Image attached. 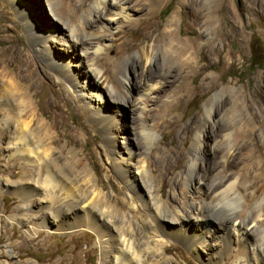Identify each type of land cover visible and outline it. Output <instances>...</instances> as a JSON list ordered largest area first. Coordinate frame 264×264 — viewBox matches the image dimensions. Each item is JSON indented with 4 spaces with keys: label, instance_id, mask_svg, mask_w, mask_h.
<instances>
[{
    "label": "bare ground",
    "instance_id": "obj_1",
    "mask_svg": "<svg viewBox=\"0 0 264 264\" xmlns=\"http://www.w3.org/2000/svg\"><path fill=\"white\" fill-rule=\"evenodd\" d=\"M9 1L16 5L18 15L30 31L35 52L55 68L60 66L69 86L80 89L88 105L84 112L103 133L106 144L112 146L118 134L126 135L128 142H124L128 146L123 151L112 152V160L117 174L130 187L127 199H141L146 212L143 219L137 221L133 215L122 213L117 203L114 208L102 205L101 200L108 198L103 187H99V177L88 157L82 156L83 149L69 151L67 144H61L59 114L50 122L40 114L34 99L40 80L35 79L32 58L15 49L12 54L16 65L13 66L8 58L12 48L9 46L0 49V136H4L0 138V151H9L8 163L18 157L27 161L30 170L20 176L18 183L29 205L36 199L42 200L44 208L55 212L58 231L82 225L93 228L99 236L103 262L108 257L113 264H156L161 258L173 262V257H166V250L173 246L172 240H176L201 260L203 252L210 250L204 259L206 264H264V130L258 127V114L243 102L234 114L243 115L242 108L249 111L246 129L216 132L213 129L219 127L220 118L224 119L225 115L221 107H215V99L222 90L229 89L225 86L219 89L212 79L203 78L197 88L211 95L204 104L205 113L196 115L184 130L182 144L188 147L180 148L177 144L171 147L167 142H161V150L155 147L162 127L169 130L180 127L178 119L167 115L179 110L182 91L192 87L179 84L173 93L174 100H162V97L175 85L176 72L192 68L194 77L199 73L198 67H194L193 55L198 37L193 40L180 37L175 28L178 18L172 15L158 35L155 33L159 27L149 24L146 42L136 45L131 53H128L130 47L122 44L120 54L126 55L120 60L114 80L112 73L106 75L108 68L97 63L109 64L108 53L104 60L99 58L105 50L108 34L92 37L86 26L106 31L121 19L131 25L134 10L144 11L164 0H115V9L109 6L111 0H98L88 7L86 0H80L77 6L74 0H63L65 8L61 10H67L71 19L66 50L73 46L72 54L51 48L57 30L47 23L44 30L38 27L28 11L30 8H26L28 3ZM197 1L205 0H189L193 27L202 22L201 13L195 7ZM108 14L110 17L106 16ZM114 15H120L119 19H114ZM117 25L121 29L119 32H124L122 26ZM129 38L126 33L127 41ZM172 39L177 41L175 45ZM77 49H81V53ZM89 57V69L100 77L90 84L91 88L81 81L73 66V59ZM132 59L138 61L130 63ZM135 65L141 69L137 94L127 78L130 67ZM63 82L60 79L58 83ZM80 86L82 88H78ZM105 86L119 99L117 106L98 101ZM160 100L162 103L157 104ZM131 102L135 116L134 126L129 128L118 116L122 103ZM210 127L213 132L209 131ZM72 134L78 135L73 131ZM241 163L243 167L240 168ZM158 172L161 176L159 187L155 184ZM168 186L171 191L167 195L164 188ZM36 192L41 193L39 198L33 197ZM115 198L120 199L117 195ZM131 204L133 209L138 207L133 201ZM20 219L22 223L27 222L24 216ZM41 221L43 226L49 227L45 218ZM215 226L221 229L217 236L219 242L211 244L209 238L214 237Z\"/></svg>",
    "mask_w": 264,
    "mask_h": 264
},
{
    "label": "rangeland",
    "instance_id": "obj_2",
    "mask_svg": "<svg viewBox=\"0 0 264 264\" xmlns=\"http://www.w3.org/2000/svg\"><path fill=\"white\" fill-rule=\"evenodd\" d=\"M24 1L28 3V6H25L27 9L30 8L28 11L38 27L40 26L44 30V25L47 23L52 24V28L57 30L54 40L51 41V48L56 49L57 52L72 54L75 50L73 46L66 50L71 19L67 10L65 12L61 10L63 6L65 8L63 0ZM96 1L98 0H86V7ZM111 1L109 6L115 9L116 6L113 3L115 0ZM74 3L77 6L80 4V0H74ZM195 7L200 11L202 18L201 25L196 27L191 25L192 6L189 0H164L160 5L149 7L144 11L134 10L130 17L131 25H128L126 20H118L120 15H114L113 18L119 22L111 24L106 31H101L97 27H85L92 37L108 34V39L104 43L105 50L99 58L104 60L108 57L105 54L108 53L110 66L109 64L104 66L101 61L97 63L105 69L108 68L106 75L109 76L112 73L113 80L116 78V70L121 58L126 55V53L120 54V47L122 44H126L130 47L128 53H131L136 45L146 42L144 40L149 24L159 27L155 33L158 35L160 30L168 24L170 17L176 15L178 19L175 28L178 35L191 40L198 37V46L193 55L194 67H198L199 73L194 77L192 68L176 72L178 74L175 85L162 97V100H167V98L174 100L173 93L179 84H188L192 87L191 90L182 91L179 110L172 115H167V117L174 116L178 119L180 127L173 130L162 127L159 130L161 135L155 147L160 150L162 149L161 142H167L171 147L175 144L180 148L188 147V145L182 144L184 130L190 126L191 120L196 115L202 116L205 113L204 104L211 95L197 88L203 78L212 79L219 89L224 86L229 89L222 90L215 99V107H221L220 110L224 112L225 116L224 119L220 118L219 127L209 128L210 132H213L212 129H216V132H225L229 128L244 131L247 127L249 111L242 108L243 115L235 116L234 114V110L241 107L243 102L249 105L252 112L258 114V127L260 130H264V0H205L204 2L197 1ZM106 16L110 17L109 14ZM24 23L17 13L16 5L9 0H0V49L12 46L8 58L12 61L13 66L16 65L12 54L15 49L27 53L32 58L35 79L40 80L34 96L35 102L39 105L40 114H43V117L49 122L54 115L59 114L61 144H67L69 151L72 148L73 150L78 149V151L83 149L82 156L88 157L94 172L99 177V187H103V192L108 198L101 200L102 205L109 204L107 207L114 208L117 203L122 213L133 215L137 221L142 220L146 212L145 204L136 197L127 199L131 194L130 187L119 177L114 160H112V152L123 151L128 146L124 142L127 141L126 135L118 134L112 146L106 144L103 133L96 128L94 120L84 112L85 109H88V105L81 96L80 89L69 86L60 66L55 68L49 61L42 58L40 53L35 52L30 31ZM117 24L122 26L124 32H119L121 29L117 27ZM6 25L10 26L6 28ZM126 33H129L128 41ZM254 37H257L260 43L255 51L256 59L260 61L258 66L249 64V57L253 53L252 41ZM176 42L172 39L174 45ZM77 51L81 53L82 50L77 49ZM53 54H55L54 51ZM58 59L60 58L58 57ZM64 59L67 58L64 56ZM73 60V66L78 70L76 73L80 74L81 81L87 83L89 88L94 82L100 80V77L89 69L90 57ZM136 60L132 59L130 63ZM140 70V67L135 65L130 67V71L127 72V78L134 87V94H137ZM60 79L64 80L62 84L58 83ZM99 99L104 100V103L110 106H117L119 101L116 95L109 91L108 86L104 87L103 96L98 98V101ZM161 103L160 100L157 104ZM119 109L118 117L121 122H125L129 128H132L135 116L133 103H122ZM72 131L78 135L74 136ZM3 137V135L0 136L2 139ZM4 140L6 139L4 138ZM8 154L7 149H1L0 264H113L111 257L102 261V250L98 243L99 236L93 228L82 225L65 232L58 231L55 225L57 220L55 212L52 210L50 212L46 206L44 208L42 200L36 199L29 205L30 201L24 199L22 186L18 183L21 175L30 170L28 163L22 157H18L16 162L13 160L8 163ZM152 158L157 162L154 155ZM171 161L174 165V159ZM241 167H243V163H241ZM199 171L203 172V168ZM160 179L161 176L158 172L155 175L157 187L160 185ZM139 186L142 190V185ZM170 191V186L164 188L165 194L168 195ZM88 192L91 194L90 188H88ZM115 195L120 199H113ZM40 196L41 193L36 192L33 197L39 198ZM134 196L136 195L134 194ZM132 201L138 205L136 209H133ZM21 216L25 217L26 223L21 222ZM215 216L219 217L220 215L215 214ZM42 218L46 219L49 227L43 226ZM220 232L221 229L213 227L214 237L209 238L211 244L219 242L217 236ZM172 245L166 250V257H173L174 261L161 258L156 264H206L204 259L207 258L210 250L207 249V252H203L204 259L201 260L193 255L184 243L172 240Z\"/></svg>",
    "mask_w": 264,
    "mask_h": 264
},
{
    "label": "trees",
    "instance_id": "obj_3",
    "mask_svg": "<svg viewBox=\"0 0 264 264\" xmlns=\"http://www.w3.org/2000/svg\"><path fill=\"white\" fill-rule=\"evenodd\" d=\"M260 46V43L257 40V37H254L252 41V47H253V53L250 55L249 64L252 66H258L260 65V61L256 59L255 51L257 50V47Z\"/></svg>",
    "mask_w": 264,
    "mask_h": 264
}]
</instances>
